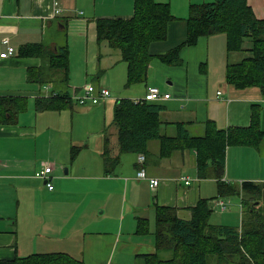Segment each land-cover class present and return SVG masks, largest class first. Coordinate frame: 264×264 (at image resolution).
Instances as JSON below:
<instances>
[{
  "label": "crops",
  "instance_id": "crops-1",
  "mask_svg": "<svg viewBox=\"0 0 264 264\" xmlns=\"http://www.w3.org/2000/svg\"><path fill=\"white\" fill-rule=\"evenodd\" d=\"M154 1L168 3L175 20L167 24L166 39L149 46L152 61L146 82L127 88L126 95H122L119 86L125 84L126 65L118 50L96 42L95 22L131 18L133 0H0V54L7 47L15 49L14 55L0 59V100H6L0 102V120L5 121L0 122V261L48 252L68 254L72 246L78 249L84 264H142L141 255H151L155 248L151 236L133 233L135 218H145L150 224L154 207L158 206L175 208L177 217L187 221L198 200L213 198V216L214 210L221 213L216 206L222 201L216 179L198 178L194 151H176L165 158L159 155V142H148L145 172L147 177L159 180L153 190L147 182L135 178L137 155L129 160L127 154L119 153L112 124L114 106L120 99H142L150 86L170 96L159 104L165 108L160 114V133L171 137L180 126L200 129L203 134L206 121L221 130L248 127L251 106L259 107L261 142L257 147L227 148L221 181L230 186L243 182L264 186V97L257 88L237 90L225 82L226 66L249 56V44L245 43L241 51L228 53L223 34L201 37L196 46L181 49L180 65H165L159 58L186 39L189 5L212 0ZM246 2L254 16L264 20V0ZM33 44L43 46L45 55H18L22 46ZM61 48H66L68 55L66 83L63 72L49 66V57ZM56 79H60L56 84L60 88L52 86ZM88 79H99L98 83L90 82L95 91L106 87L117 99L109 98L97 105L73 104L63 91V83L72 85L75 96L76 87L89 83ZM50 93L65 94L68 102L57 99L42 107L40 101L46 102ZM69 106L84 126L93 128L87 130L86 138L95 141V149L80 152L71 165L72 145L63 135L67 115L64 109ZM7 107L11 115L7 112L4 119L2 113ZM78 140L82 142L81 137ZM105 154L119 157L113 170L116 176L113 172L104 174ZM150 157L153 161L149 166ZM187 158L192 171L184 167ZM44 165L52 168L48 177L51 191L33 176ZM179 178H187L189 184ZM93 180L104 181L107 184L102 188L113 186L124 195L138 188L136 203L126 211L123 205L116 209L109 202L96 204L94 198L87 202L84 193L99 187L86 183ZM66 218H110L115 229L82 232L76 241L60 234Z\"/></svg>",
  "mask_w": 264,
  "mask_h": 264
},
{
  "label": "trees",
  "instance_id": "trees-1",
  "mask_svg": "<svg viewBox=\"0 0 264 264\" xmlns=\"http://www.w3.org/2000/svg\"><path fill=\"white\" fill-rule=\"evenodd\" d=\"M175 18L170 13L168 3L154 0H133V14L129 19H98L95 22L96 42L107 43L118 50L121 61L126 65L124 88L145 83L152 61L149 46L153 42L164 41L167 24ZM185 41L168 51L159 61L168 66L181 64L180 51L183 47H194L199 38L223 34L226 51L243 50L249 44V56L234 65H227L225 82L237 90L257 88L264 97V20L257 19L246 0H212L209 3L191 4L188 7ZM45 48L40 44L24 45L18 50L22 57H42ZM49 66L63 72V82L68 75V55L66 48L57 49L49 57ZM67 101L69 97L56 94L55 97L40 101L42 107L56 101ZM6 101L5 99L0 102ZM70 102V101H69ZM9 103V101H8ZM61 106V105H60ZM9 109L2 113L6 119ZM164 106L159 103L134 102L120 99L113 109L112 124L116 128L119 153L146 155L150 141L159 142L160 157H170L174 152L194 151L199 179H216L218 197L239 195V190L225 184L221 179L225 171V153L229 147H257L263 133L260 130V110L251 106L248 127L217 129L213 122L206 121L204 132L192 136L182 126L171 137L160 133V114ZM1 117V115H0ZM5 123V121L0 120ZM78 149H71L70 160L76 157ZM119 164V157L109 158L105 154L103 171L108 175ZM240 190L260 195V185L251 182L240 184ZM215 199V198H213ZM213 199H200L190 210L189 220L177 217L175 208L154 207L153 230L145 218H135L134 234L151 236L155 252L145 255L142 264H206L213 257L218 263L243 253L242 264H264V217L258 206L250 199L245 200V213L240 228H232L211 222ZM241 206V205H240ZM0 264H84L62 252L33 254L15 257Z\"/></svg>",
  "mask_w": 264,
  "mask_h": 264
},
{
  "label": "rangeland",
  "instance_id": "rangeland-1",
  "mask_svg": "<svg viewBox=\"0 0 264 264\" xmlns=\"http://www.w3.org/2000/svg\"><path fill=\"white\" fill-rule=\"evenodd\" d=\"M171 13V11H170ZM172 15V14H171ZM60 41L63 40V36L62 34L59 35ZM55 39H58L57 36H55ZM115 50V49H114ZM105 65L108 63H104ZM60 81V79H56L52 84L53 87L56 88H60L58 87L56 84ZM89 83H84L82 86L76 87L77 88V95L75 96H81L82 95V89L85 87V85H91L92 84L90 82L93 83H98L100 82L99 79H88L87 80ZM83 83V82H82ZM64 87L63 91H65L68 96L70 98H73L74 96L72 94H74L73 92V87L72 85L71 88H68L67 84L65 85V83H63ZM138 85V84H136ZM141 85V84H139ZM120 87V91L122 93V95H126V92L128 91V89L124 88V84ZM99 89H106L110 92V90L106 87H99ZM55 90V89H54ZM125 97V96H120ZM109 98H114L117 99L116 97H113L110 93V97ZM108 98V99H109ZM74 104V102H73ZM71 106V105H70ZM66 107L64 110L66 111V119L64 121V137L66 138L67 142L71 143V147L78 149L76 152V157L73 161L70 160L71 157V152H69V164L71 165L72 162H74L78 156V154L80 152H84V150H88V149H95V141L90 138H86V136L88 135V131L90 129H93L91 127H87L86 125H83L82 120H78L75 115H72V111L70 110L72 107ZM73 106V105H72ZM78 106V105H77ZM69 114H71L69 116ZM74 117H75V124H74ZM186 131L192 135V136H197V135H201L202 131L200 129L197 128H185ZM94 133V132H92ZM78 137H81L82 142H79ZM71 148V149H72ZM71 151V150H70ZM88 153V151H85ZM96 153H98V151H95ZM126 156H128L129 160L131 158H134V154H127ZM153 161V158H149L147 160V163L149 164V166L151 165ZM185 169H187L188 171H192L190 170V163L189 160L187 158L186 160V164H185ZM113 175L116 176L117 174L115 172H113ZM87 184H92L95 186H99L98 188L95 187L94 192H90L87 191L84 194L87 195L86 199L87 202L92 200L94 198V201L96 204L99 203H106L109 202L111 207H116V209H119L120 206H126V211H128V207L132 204V203H136V192L138 190V188L134 187L135 192L132 193L129 192L127 193V195L121 194V192H118L117 190H115L113 188V186L110 187H106L102 188V186L106 185L107 183H105L104 181L98 180V181H87ZM233 187L235 188V190H239L240 194L239 195H229V196H223L221 197L222 202L225 205V210L221 211V213H218V210H214L215 214L214 216H212L211 218V222H214V220L218 221L222 224H224L225 226L228 227H232V228H240L241 225V221L244 219L242 218V215L245 213V200H250L256 205L258 206V208L260 209V211L263 214L264 217V186H260L259 190L261 191L260 195L255 196L252 192L249 191H241L240 187L238 184H234ZM215 200H212L210 202V206L212 207V202H214ZM138 204H140L138 202ZM241 205V206H240ZM111 209V208H110ZM101 210H99L100 212ZM107 212V211H106ZM110 218H66L65 222L62 226V230L60 231L61 235L67 236L70 235L72 237V239L79 241L81 239L82 236V232H88V231H93L95 229H100L101 231H113L115 229V224H113V220L110 222L109 220ZM264 219V218H263ZM153 222H154V218L150 221V229L151 231L153 230ZM106 223H108L107 225H105ZM126 228H124L125 230ZM135 229V225L133 228V232ZM70 242V241H69ZM70 252H67L70 256H72L75 259H80L79 255H78V249L76 247L71 246V248L68 249ZM244 253V252H243ZM243 253L239 254V255H234L232 257H229L226 259V261L222 262V263H218L217 260H215V258L210 257L207 258V263L206 264H242V257H243ZM131 259V258H130ZM127 264V263H126Z\"/></svg>",
  "mask_w": 264,
  "mask_h": 264
},
{
  "label": "built area",
  "instance_id": "built-area-1",
  "mask_svg": "<svg viewBox=\"0 0 264 264\" xmlns=\"http://www.w3.org/2000/svg\"><path fill=\"white\" fill-rule=\"evenodd\" d=\"M55 14L59 13V10L54 11ZM15 54V49L12 47H7L6 51L0 54V59L7 58L8 56H12ZM48 90V88H45ZM55 93H50L46 98L55 97ZM110 97V92L106 89H99L95 91L94 87L91 85H85L82 89L81 96H74L70 101L75 102L76 105L79 106H87V105H97L105 100H108ZM170 98L168 94H163L157 87H147L145 94L140 100H132L134 102H148V103H160L162 101H166ZM145 157L142 154L136 156V180L145 181L148 183L150 189H155L158 186L157 179H152L147 177L145 168H144ZM52 172V168L49 165H44L42 169L36 171L34 173V178L44 181L45 186L49 191L53 189L52 185L48 182V177ZM179 180L184 181L187 185L189 184V180L187 178H179ZM216 206L219 207L220 212L225 210V205L222 201H217Z\"/></svg>",
  "mask_w": 264,
  "mask_h": 264
},
{
  "label": "water",
  "instance_id": "water-1",
  "mask_svg": "<svg viewBox=\"0 0 264 264\" xmlns=\"http://www.w3.org/2000/svg\"><path fill=\"white\" fill-rule=\"evenodd\" d=\"M44 183V182H43Z\"/></svg>",
  "mask_w": 264,
  "mask_h": 264
}]
</instances>
